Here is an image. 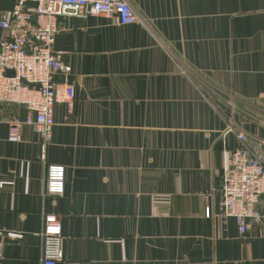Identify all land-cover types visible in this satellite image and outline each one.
<instances>
[{"label":"crops","instance_id":"1","mask_svg":"<svg viewBox=\"0 0 264 264\" xmlns=\"http://www.w3.org/2000/svg\"><path fill=\"white\" fill-rule=\"evenodd\" d=\"M127 1V24L58 17L73 96L44 158L32 126L8 137L25 106L0 104V264H41L47 213L57 264H264V219L241 236L220 193L237 133L264 148V0ZM48 164L65 166L62 196L44 193Z\"/></svg>","mask_w":264,"mask_h":264},{"label":"built area","instance_id":"2","mask_svg":"<svg viewBox=\"0 0 264 264\" xmlns=\"http://www.w3.org/2000/svg\"><path fill=\"white\" fill-rule=\"evenodd\" d=\"M62 15L116 17L121 24L137 19L127 0H15L13 8L1 14L0 27L5 35L0 39V104H21L27 109L26 117L7 121L8 137L16 139L24 125L32 126L41 140L42 158L55 124L54 104L60 96L65 100L73 96L62 51L53 48L57 19ZM58 76L64 81H57ZM237 138L239 146L231 152L221 174V216L233 218L243 236L264 219L258 209L264 197V148H250L244 132L237 133ZM64 191L65 166L46 165L44 193L59 197ZM205 213L210 215L209 208ZM40 236L41 264H57L63 252L56 214H44Z\"/></svg>","mask_w":264,"mask_h":264},{"label":"trees","instance_id":"3","mask_svg":"<svg viewBox=\"0 0 264 264\" xmlns=\"http://www.w3.org/2000/svg\"><path fill=\"white\" fill-rule=\"evenodd\" d=\"M2 104H12V105H17V104H13V103H2Z\"/></svg>","mask_w":264,"mask_h":264}]
</instances>
